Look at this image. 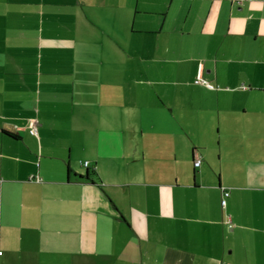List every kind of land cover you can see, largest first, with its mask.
<instances>
[{"label":"crops","instance_id":"obj_1","mask_svg":"<svg viewBox=\"0 0 264 264\" xmlns=\"http://www.w3.org/2000/svg\"><path fill=\"white\" fill-rule=\"evenodd\" d=\"M165 106L195 144L192 192L210 190L195 200L97 168L96 116L125 108L143 136L156 116L157 141ZM214 132L227 168L200 185ZM0 251V264H264V0H0Z\"/></svg>","mask_w":264,"mask_h":264},{"label":"rangeland","instance_id":"obj_2","mask_svg":"<svg viewBox=\"0 0 264 264\" xmlns=\"http://www.w3.org/2000/svg\"><path fill=\"white\" fill-rule=\"evenodd\" d=\"M111 71L112 75H119L120 73V70ZM121 83L123 81L120 82L118 78L112 77V106H117L119 99L121 102L126 99L124 90L120 89ZM165 99L168 101V98ZM122 109L124 112L112 108L110 114L100 113V116L95 118L93 139L97 144L93 149L96 150L94 152L97 155L95 159H97L98 171L105 179H110L112 183H122L125 173L127 179L132 177V173H135L136 176L139 173L142 175L147 173L149 176L147 180L155 183V185L149 186L150 196H153L152 193L160 188V185L166 186L164 184L166 182L171 183V187L168 189V187L162 186V190L165 193L169 191L170 196L176 192L179 193L178 196L183 201L195 200L193 198L199 192L200 194L210 192L209 189H202L196 193L192 192L190 185L194 166L190 154L195 144L180 135L178 123L167 106L164 107L163 114L157 118V126L162 128L157 136V141L156 138L152 137L149 129L152 127L153 119L156 120V116L154 118L146 114L142 116L141 127L145 130L144 136L141 130L138 131L135 124L131 134L129 128L132 120L131 113H127L125 108ZM215 135H217L216 132H214L213 137L206 139L205 143L199 146L201 147L199 151L197 150L202 155L201 160H203L204 168L203 176L201 175L202 168H199L196 177V181L200 185H204L207 181L216 182L218 176H221L222 169L224 171L227 168L226 151L223 150ZM142 151L146 152V158L135 159V156L140 157L138 153ZM89 152L92 151L82 153V160L90 154ZM82 169L85 170V167L83 166ZM107 190L108 194L113 197L110 194L113 193L112 186L108 187Z\"/></svg>","mask_w":264,"mask_h":264},{"label":"built area","instance_id":"obj_3","mask_svg":"<svg viewBox=\"0 0 264 264\" xmlns=\"http://www.w3.org/2000/svg\"><path fill=\"white\" fill-rule=\"evenodd\" d=\"M234 1H243V0H234ZM29 127H30L31 134H39L38 133V120H37V118H30L29 119ZM200 163H201V159L200 158L195 160V164L196 165H200ZM85 165L89 166V161H85ZM222 195H223V197H222V205L226 206L227 197L229 195V191L227 189H223V194ZM226 221H227L228 226L232 229L234 227L235 223H234L231 215H229V214L227 215ZM0 254H2V251H0Z\"/></svg>","mask_w":264,"mask_h":264},{"label":"trees","instance_id":"obj_4","mask_svg":"<svg viewBox=\"0 0 264 264\" xmlns=\"http://www.w3.org/2000/svg\"><path fill=\"white\" fill-rule=\"evenodd\" d=\"M87 169H88V175H90V177H92V176H98L99 177L95 165L88 167Z\"/></svg>","mask_w":264,"mask_h":264},{"label":"water","instance_id":"obj_5","mask_svg":"<svg viewBox=\"0 0 264 264\" xmlns=\"http://www.w3.org/2000/svg\"><path fill=\"white\" fill-rule=\"evenodd\" d=\"M86 175H88V172H86ZM88 176H89V175H88ZM88 176H87V177H88Z\"/></svg>","mask_w":264,"mask_h":264}]
</instances>
